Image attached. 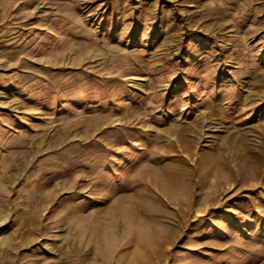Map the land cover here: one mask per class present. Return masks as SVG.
I'll return each instance as SVG.
<instances>
[{
    "label": "rangeland",
    "instance_id": "obj_1",
    "mask_svg": "<svg viewBox=\"0 0 264 264\" xmlns=\"http://www.w3.org/2000/svg\"><path fill=\"white\" fill-rule=\"evenodd\" d=\"M0 264H264V0H0Z\"/></svg>",
    "mask_w": 264,
    "mask_h": 264
}]
</instances>
